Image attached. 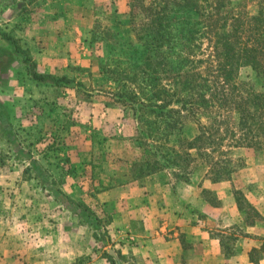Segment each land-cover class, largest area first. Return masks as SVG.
I'll list each match as a JSON object with an SVG mask.
<instances>
[{
	"label": "rangeland",
	"instance_id": "rangeland-1",
	"mask_svg": "<svg viewBox=\"0 0 264 264\" xmlns=\"http://www.w3.org/2000/svg\"><path fill=\"white\" fill-rule=\"evenodd\" d=\"M34 1L5 0L0 6V264L44 261L39 250L46 248V234L55 231L59 206L72 210L84 204L63 191L67 181L76 177L70 158L76 138L88 132L92 138L105 136L101 130L110 122L116 129L134 130V141L143 154L138 168L141 175L167 171L173 176L174 171H191L193 183L215 176L232 178L235 172L246 169L249 158L264 164V138L249 139L235 147L244 139L235 114L220 125L221 134L215 132L214 115H204L201 122L212 139L197 143L190 151L188 142L202 132L196 119H188L177 129L173 127L176 117L141 111L137 115L121 100L120 95L128 94L129 87L141 92L144 80L134 71L142 67L143 49L132 29L130 0H64L65 20L80 28L77 39L85 48L73 55L74 63L57 73L41 71L19 37L35 11ZM230 1L231 15L241 18L264 11V0ZM142 18L138 16V20ZM202 42L203 54L198 59L205 60L201 70L207 71L205 67L213 64V42L207 38ZM33 71L71 82L63 86L38 83L32 78ZM134 75L139 79L136 85L129 80ZM237 82L243 90L251 87L264 92V78L251 66L239 68ZM220 135L224 140L218 145ZM90 152L85 151L83 159L96 173L100 164L90 159ZM257 173L264 185V171ZM94 229L99 245H104L107 225L101 222Z\"/></svg>",
	"mask_w": 264,
	"mask_h": 264
},
{
	"label": "crops",
	"instance_id": "crops-1",
	"mask_svg": "<svg viewBox=\"0 0 264 264\" xmlns=\"http://www.w3.org/2000/svg\"><path fill=\"white\" fill-rule=\"evenodd\" d=\"M34 2L19 37L41 71L57 73L85 48L77 39L80 28L67 24L64 0ZM115 125L110 122L99 138L78 135L70 157L76 177L63 188L89 208L92 222L97 218L107 225L106 242L99 245L79 207L59 206L38 264H264V185L257 173L264 164L249 158L245 170L220 182L182 184L167 171L141 175L143 154L134 130ZM85 151L99 162L98 172L87 166ZM225 235L235 237L229 256Z\"/></svg>",
	"mask_w": 264,
	"mask_h": 264
},
{
	"label": "trees",
	"instance_id": "trees-1",
	"mask_svg": "<svg viewBox=\"0 0 264 264\" xmlns=\"http://www.w3.org/2000/svg\"><path fill=\"white\" fill-rule=\"evenodd\" d=\"M130 2L132 29L143 49L142 67L134 71L142 74L144 80L140 83L143 86L141 92L129 87L128 94L120 95L121 100L129 104L137 115L141 111L143 114L176 117L173 127L177 129H181L188 119H196L202 132L193 142H188L190 151L197 147V143L211 141L208 127L201 122V118L210 113L214 115L217 134H221L220 127L232 114L237 115L244 139L237 141L236 148L249 139L264 138V92L251 87L243 90L237 84L238 70L242 66L253 67L264 78V11L249 18L231 15L230 0ZM139 15L143 16L141 20H138ZM205 38L213 42V64L205 67L207 71H202L205 60L198 58L203 54L202 41ZM9 40L17 42L12 38ZM25 64H28L27 60ZM31 73L38 83L50 81L63 86L71 82L66 77L56 78L37 71ZM134 76L129 80L136 85L139 79ZM123 86L127 87L125 83ZM232 134L235 136L236 133ZM221 136L218 137V145L224 140ZM191 174V171L186 174L174 171L173 176L178 178V182L190 183ZM210 179L220 182L230 178L215 176ZM78 207L84 209L78 213L91 221L89 208L85 204ZM100 224L97 218L91 223L95 228ZM225 236L224 245L229 256L233 254L231 243L235 242V237Z\"/></svg>",
	"mask_w": 264,
	"mask_h": 264
}]
</instances>
